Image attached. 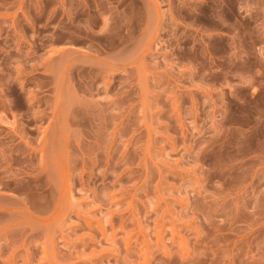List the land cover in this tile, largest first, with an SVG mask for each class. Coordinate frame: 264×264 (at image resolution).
Returning a JSON list of instances; mask_svg holds the SVG:
<instances>
[{
    "label": "rangeland",
    "instance_id": "374dc122",
    "mask_svg": "<svg viewBox=\"0 0 264 264\" xmlns=\"http://www.w3.org/2000/svg\"><path fill=\"white\" fill-rule=\"evenodd\" d=\"M0 264H264V0H0Z\"/></svg>",
    "mask_w": 264,
    "mask_h": 264
}]
</instances>
